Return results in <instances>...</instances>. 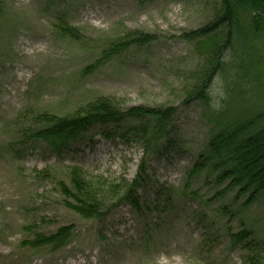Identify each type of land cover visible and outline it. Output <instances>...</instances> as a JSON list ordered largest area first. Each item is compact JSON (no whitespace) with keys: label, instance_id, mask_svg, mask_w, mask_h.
<instances>
[{"label":"rangeland","instance_id":"1","mask_svg":"<svg viewBox=\"0 0 264 264\" xmlns=\"http://www.w3.org/2000/svg\"><path fill=\"white\" fill-rule=\"evenodd\" d=\"M218 8L219 0H0V264H241L229 233L246 228L264 243V195L245 207L215 174L191 170L222 123L246 120L245 112L264 117L260 45H251L249 69L232 61L215 77L206 104L188 97L206 47L195 50L181 37ZM60 14L78 42L52 33ZM133 32L155 40L97 63ZM99 97L122 110L173 108L170 139L144 154L92 127L57 156L28 137L42 126L39 116L68 117ZM142 163L139 211L123 203L93 220L65 206L61 185L70 186L73 168L112 188L130 183ZM32 225L46 235L73 231L58 251L33 250L24 245Z\"/></svg>","mask_w":264,"mask_h":264},{"label":"trees","instance_id":"2","mask_svg":"<svg viewBox=\"0 0 264 264\" xmlns=\"http://www.w3.org/2000/svg\"><path fill=\"white\" fill-rule=\"evenodd\" d=\"M52 33L60 39L76 42L81 38L79 31L63 14L56 16ZM181 39L195 50L206 47L202 52L206 65L199 70L197 82L188 93L189 99L206 104L213 80L227 65L234 61L241 69L250 63L246 58L252 51L251 45H260L264 50V0H219L213 19L200 29L184 33ZM154 40L153 36L141 32L129 33L104 50L97 63L109 61L130 48L148 46ZM227 56L230 64L223 61ZM261 64L264 71V61ZM173 114V108L132 107L122 110L111 98L99 97L68 117L39 116L42 126L30 132L28 137L44 143L51 153L60 156L70 145L82 139L87 130L99 127L104 139L137 144L144 154L152 155L170 139ZM245 114H249L246 120L222 123L216 128L206 142L205 152L199 155L191 170L194 174L209 170L215 174L219 185H224L226 191H233L235 199L244 200L243 206L249 207L264 195V125H261L264 117L257 113ZM144 183L143 163L130 183L112 188L103 183L90 184L81 170L73 168L70 186L61 185V190L68 202L66 207L83 219L99 220L110 209L123 203L139 211L137 191ZM114 197L118 199L113 205H107L106 201ZM24 230L32 233V239L24 243L27 248L48 247L52 251L65 247L73 231L72 227H61L46 235L37 225ZM228 243L231 251L239 254L241 264H264V243L254 238L250 230L242 228L229 233Z\"/></svg>","mask_w":264,"mask_h":264}]
</instances>
